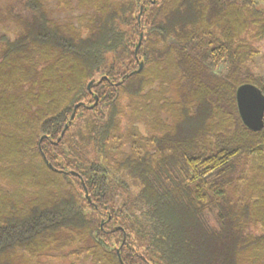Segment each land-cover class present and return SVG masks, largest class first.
Wrapping results in <instances>:
<instances>
[{
    "label": "trees",
    "instance_id": "obj_1",
    "mask_svg": "<svg viewBox=\"0 0 264 264\" xmlns=\"http://www.w3.org/2000/svg\"><path fill=\"white\" fill-rule=\"evenodd\" d=\"M262 42L264 0H0V264H264Z\"/></svg>",
    "mask_w": 264,
    "mask_h": 264
},
{
    "label": "water",
    "instance_id": "obj_2",
    "mask_svg": "<svg viewBox=\"0 0 264 264\" xmlns=\"http://www.w3.org/2000/svg\"><path fill=\"white\" fill-rule=\"evenodd\" d=\"M140 40L141 36L137 46ZM235 101L242 124L251 131H260L264 116V95L261 91L254 85L242 84L235 91ZM79 105L75 106L74 112Z\"/></svg>",
    "mask_w": 264,
    "mask_h": 264
},
{
    "label": "rangeland",
    "instance_id": "obj_3",
    "mask_svg": "<svg viewBox=\"0 0 264 264\" xmlns=\"http://www.w3.org/2000/svg\"><path fill=\"white\" fill-rule=\"evenodd\" d=\"M259 48H260L261 51H264V42H262L260 44ZM254 70L257 73L264 75V60L262 58H260V57L255 58V68H254Z\"/></svg>",
    "mask_w": 264,
    "mask_h": 264
}]
</instances>
